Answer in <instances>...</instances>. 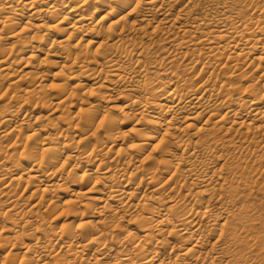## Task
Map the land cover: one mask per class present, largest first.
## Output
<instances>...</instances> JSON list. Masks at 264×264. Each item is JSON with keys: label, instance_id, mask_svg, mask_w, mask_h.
I'll return each mask as SVG.
<instances>
[{"label": "bare ground", "instance_id": "bare-ground-1", "mask_svg": "<svg viewBox=\"0 0 264 264\" xmlns=\"http://www.w3.org/2000/svg\"><path fill=\"white\" fill-rule=\"evenodd\" d=\"M0 264H264V0H0Z\"/></svg>", "mask_w": 264, "mask_h": 264}, {"label": "rangeland", "instance_id": "rangeland-1", "mask_svg": "<svg viewBox=\"0 0 264 264\" xmlns=\"http://www.w3.org/2000/svg\"><path fill=\"white\" fill-rule=\"evenodd\" d=\"M54 121H55V120H54ZM51 137H52V138H55L56 136H55V135H52Z\"/></svg>", "mask_w": 264, "mask_h": 264}]
</instances>
